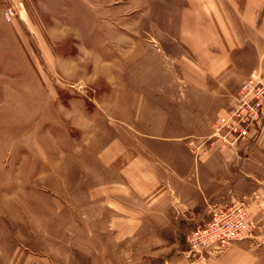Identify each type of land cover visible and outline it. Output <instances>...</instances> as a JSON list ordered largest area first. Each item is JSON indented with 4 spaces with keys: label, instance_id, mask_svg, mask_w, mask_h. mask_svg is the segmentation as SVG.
<instances>
[{
    "label": "rangeland",
    "instance_id": "obj_1",
    "mask_svg": "<svg viewBox=\"0 0 264 264\" xmlns=\"http://www.w3.org/2000/svg\"><path fill=\"white\" fill-rule=\"evenodd\" d=\"M218 2L237 51L227 71L207 74V87L199 90L186 88L184 70L215 60L217 53L194 54L202 52L203 41H193L195 52L192 40L169 35L175 18L190 28L196 11L188 0L24 1L35 31L37 25L46 30L41 20L58 27L54 44L46 31L40 43L38 34L26 38L14 25L22 4L10 5L17 12L11 21L6 8L0 10V240L17 241L47 264H158L150 257L157 233H133L118 245L113 242L109 223L125 215L114 213L109 198L97 197L105 186L101 179L111 175L100 155L116 154L106 151L114 143L149 145L144 157L152 168L162 167L174 153L154 152L152 145L176 139L183 145L179 158L226 163L208 170L231 171L235 177L229 184L234 196L222 203L247 199L264 242V201L254 212L251 195L259 185L236 180L239 162L247 170L254 166L253 141L225 150L210 148L208 141L206 152L197 150L241 84L253 74L264 77V0ZM45 42L53 56L41 54ZM77 44L85 54H70ZM228 163L234 166L227 169Z\"/></svg>",
    "mask_w": 264,
    "mask_h": 264
},
{
    "label": "crops",
    "instance_id": "obj_2",
    "mask_svg": "<svg viewBox=\"0 0 264 264\" xmlns=\"http://www.w3.org/2000/svg\"><path fill=\"white\" fill-rule=\"evenodd\" d=\"M24 1L26 0H0V10H4L10 5L22 4L24 8L20 11L21 15H18L17 19L13 21L14 25L21 27L26 38L30 35L35 39L32 33L34 32V34H38L35 36L41 43L42 40L45 41L44 34H46V37H49V40L54 44V41L59 40L58 36L55 38L53 36L54 30L58 27L55 28V26L47 23L45 25L44 21L41 20L46 33L43 34L45 31H41L38 25V30L35 31L33 25L35 22L31 18ZM188 1L191 10L196 11L188 22L190 28L185 27L186 23L183 22L182 18L179 20L175 18L170 26L173 31L169 35L172 34L173 39L176 40L175 38H177L180 42L192 40L190 47L195 52L197 47L194 46L193 41H203L205 47L204 41L208 42L207 48L202 47L203 53L198 51L194 54L217 53L215 54L217 56L214 57L215 60H210L208 63H198L200 65L194 64L195 66L184 70L186 75L183 77L187 85L186 88L199 90L207 87L205 81L207 74L214 77L227 71V67L233 58L232 55L235 50L237 51V48L230 25L223 15L221 7H219L218 0ZM166 24H169V21H166ZM126 38L128 39V37ZM45 45L40 44L41 54L53 56L55 52L52 44L49 45L45 42ZM76 46H78L77 50L71 52V55L85 54V48H81L79 44ZM31 49L37 54L32 46ZM24 54L31 56L30 51H24ZM30 67L37 71L35 64L31 63ZM182 103L181 99L178 104ZM169 140L171 139L160 140L164 142L157 143L155 146L152 145L154 152L174 153L167 160L161 161L162 167L152 168L151 161L144 157L143 151L150 150L149 145L146 146V149H142V146L129 147L114 143L108 145L106 151L110 148L113 150L112 153L117 152L116 154L100 155L102 162H99L104 164L111 175L108 181H105L104 178L101 179L100 184L105 186L99 189L101 193H98L97 197L109 198V206L115 210L114 213L125 215L124 218L118 217L109 223L113 242L118 245L123 239L132 238L133 233L137 235L139 232L150 231L153 234L157 233L156 240L159 241L154 248L157 249L156 252L150 255V257L153 256V258L158 259V264H264V246L261 245L260 241L253 239L230 242L222 253L210 251L206 254L205 259L189 256V247L186 245L185 236L209 220L212 206L222 203L223 200L228 201L234 196L229 184L235 177L231 171L226 172L227 175H225L224 170L214 174L208 171L209 169H223L226 164L224 162H218V165H215L214 161H201L190 155L184 159L179 158L178 152L183 147L182 143L176 139ZM248 141H253V144L249 145V149L254 166L251 167V170H247L249 166H246L244 162H239L236 180L241 181L240 184L249 181L253 185H259V188L253 190L251 194L257 202L256 204L255 201L253 202V207H258L264 201L263 188H260V186L264 187V175L258 174V171H264V126L256 139L242 141L237 147L246 145ZM101 150L99 149V151ZM116 162L119 164L118 166L115 165ZM232 164L228 163L227 169H229L228 167L231 168ZM241 170L245 176L240 175ZM246 171L249 175H246ZM102 193L104 195H101ZM130 201H132L131 208L128 205ZM250 213L253 216V210ZM145 244L142 243V245ZM145 258L143 257L142 260L145 261ZM125 261L128 262L126 258ZM0 264L47 263L40 261L29 250L21 246L17 247V241L0 240Z\"/></svg>",
    "mask_w": 264,
    "mask_h": 264
},
{
    "label": "built area",
    "instance_id": "obj_3",
    "mask_svg": "<svg viewBox=\"0 0 264 264\" xmlns=\"http://www.w3.org/2000/svg\"><path fill=\"white\" fill-rule=\"evenodd\" d=\"M12 6L5 9V18L11 21L16 16ZM264 126V77L253 74L244 81L232 102L212 126L211 134L198 147L206 152L204 145L211 141L210 148L217 146L233 149L242 141L256 139ZM247 199L217 203L210 209V218L202 226L185 236L190 257L205 259L208 252L222 253L233 241L253 239L264 242L256 234L260 225L251 217Z\"/></svg>",
    "mask_w": 264,
    "mask_h": 264
}]
</instances>
